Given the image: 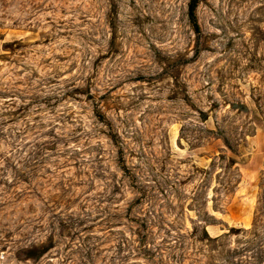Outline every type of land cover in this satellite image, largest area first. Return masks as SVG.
<instances>
[{
    "label": "rangeland",
    "instance_id": "1",
    "mask_svg": "<svg viewBox=\"0 0 264 264\" xmlns=\"http://www.w3.org/2000/svg\"><path fill=\"white\" fill-rule=\"evenodd\" d=\"M189 1L0 0V264H264V0Z\"/></svg>",
    "mask_w": 264,
    "mask_h": 264
},
{
    "label": "trees",
    "instance_id": "2",
    "mask_svg": "<svg viewBox=\"0 0 264 264\" xmlns=\"http://www.w3.org/2000/svg\"><path fill=\"white\" fill-rule=\"evenodd\" d=\"M201 2H202V0H190L189 4H188L189 22H190L198 40H200L202 37V28H201V25L199 22V17H198V8H199V5L201 4ZM198 55H199V51H196L194 57L196 58ZM94 113H95V116L97 117V119L100 122H102L103 124H105L109 128V130H111V139H112L113 143L115 144V146L117 147V151H118L119 165H120L121 169L126 174L129 175L130 171L128 170V167H127L125 159H124V151L121 147L118 135L114 132L112 123L106 118V116L102 113V111L97 106L94 107Z\"/></svg>",
    "mask_w": 264,
    "mask_h": 264
}]
</instances>
